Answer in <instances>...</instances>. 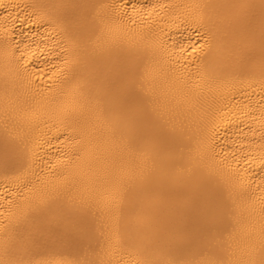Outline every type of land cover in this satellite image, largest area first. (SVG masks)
Listing matches in <instances>:
<instances>
[{"label": "bare ground", "instance_id": "obj_1", "mask_svg": "<svg viewBox=\"0 0 264 264\" xmlns=\"http://www.w3.org/2000/svg\"><path fill=\"white\" fill-rule=\"evenodd\" d=\"M234 2L244 6L203 7ZM58 3L0 0V264H259L261 0ZM114 67L133 70L129 90L174 130L165 143L129 127ZM161 153L163 186L187 192L133 209L154 217L158 234L126 231L125 245L108 221L107 182Z\"/></svg>", "mask_w": 264, "mask_h": 264}, {"label": "snow or ice", "instance_id": "obj_2", "mask_svg": "<svg viewBox=\"0 0 264 264\" xmlns=\"http://www.w3.org/2000/svg\"><path fill=\"white\" fill-rule=\"evenodd\" d=\"M75 0H59L58 4L53 7H74ZM241 3H205V9L209 7L218 8H238L243 7ZM261 7L264 9V0H261ZM65 23L71 29V20L66 19ZM207 35V34H206ZM205 43H208L205 41ZM250 48L254 45L249 42ZM261 60H262V77H264V20L261 22ZM193 52L198 49L193 48ZM133 76V70L130 67H114L109 78L113 80V87L116 89V100L119 103L120 110L127 120L129 127L138 135H143L156 144L165 143L173 134L172 129L160 124L152 118L151 113L143 106V102L139 96L129 90L125 83V77L129 80ZM166 167V158L161 153L157 158L153 159L151 165L142 169H129L121 171L110 176L107 187L105 189L107 195L106 210L107 217L113 236L125 245H129V241L124 239L123 233L132 232L137 238L144 237L155 240L158 234L157 224L154 217L143 212L134 213L132 210L141 204H160L178 198L184 192L173 189H166L163 186V175ZM132 216L131 220L127 217ZM133 264H192V262L181 261L179 259L164 258L159 260L138 259ZM195 264H219L218 261L210 256H205L196 261ZM249 264H256L250 261ZM264 264V259L259 261Z\"/></svg>", "mask_w": 264, "mask_h": 264}]
</instances>
